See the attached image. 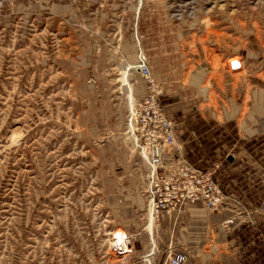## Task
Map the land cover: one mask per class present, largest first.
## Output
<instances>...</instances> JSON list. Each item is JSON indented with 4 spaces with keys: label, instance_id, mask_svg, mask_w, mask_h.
Instances as JSON below:
<instances>
[{
    "label": "rangeland",
    "instance_id": "rangeland-1",
    "mask_svg": "<svg viewBox=\"0 0 264 264\" xmlns=\"http://www.w3.org/2000/svg\"><path fill=\"white\" fill-rule=\"evenodd\" d=\"M142 59L176 130L178 110L231 112L264 142V0H0V264L222 261L191 221L212 208L152 216Z\"/></svg>",
    "mask_w": 264,
    "mask_h": 264
},
{
    "label": "crops",
    "instance_id": "crops-1",
    "mask_svg": "<svg viewBox=\"0 0 264 264\" xmlns=\"http://www.w3.org/2000/svg\"><path fill=\"white\" fill-rule=\"evenodd\" d=\"M224 114L178 110L180 153L196 166L215 169L227 201L218 209H199L191 221L201 228L198 246L226 248L216 264H263L258 248L264 247V213L255 201L264 200L263 138L243 120L234 122L231 112ZM187 211L186 206L181 211L167 210L162 216H175L178 225ZM215 230L223 231L224 238H213ZM250 247L254 248L251 252ZM151 256L148 253V264H152ZM203 259L196 264H206Z\"/></svg>",
    "mask_w": 264,
    "mask_h": 264
},
{
    "label": "built area",
    "instance_id": "built-area-1",
    "mask_svg": "<svg viewBox=\"0 0 264 264\" xmlns=\"http://www.w3.org/2000/svg\"><path fill=\"white\" fill-rule=\"evenodd\" d=\"M141 63V71L151 90L132 108L129 133L149 165V208L156 217L167 210L181 211L192 202L218 209L224 202L225 194L215 169L196 166L180 153L176 123L160 100L158 86L147 61L142 59ZM261 209L264 212V202ZM117 250L122 253L121 247L117 246ZM171 264H189L188 254L174 252Z\"/></svg>",
    "mask_w": 264,
    "mask_h": 264
},
{
    "label": "bare ground",
    "instance_id": "bare-ground-1",
    "mask_svg": "<svg viewBox=\"0 0 264 264\" xmlns=\"http://www.w3.org/2000/svg\"><path fill=\"white\" fill-rule=\"evenodd\" d=\"M141 66H142V64H141ZM135 106V104L133 105V107ZM151 209V208H150ZM151 211H152V209H151ZM152 216H153V218H155L156 217V215L152 212ZM156 219H157V217H156ZM123 240V239H122ZM120 246L119 247H121V251L123 252V253H126L127 251H129V249H128V246L130 245V241L129 242H127L126 240H123V241H121L120 242V244H119Z\"/></svg>",
    "mask_w": 264,
    "mask_h": 264
},
{
    "label": "water",
    "instance_id": "water-1",
    "mask_svg": "<svg viewBox=\"0 0 264 264\" xmlns=\"http://www.w3.org/2000/svg\"><path fill=\"white\" fill-rule=\"evenodd\" d=\"M229 158L232 159V156H230Z\"/></svg>",
    "mask_w": 264,
    "mask_h": 264
}]
</instances>
